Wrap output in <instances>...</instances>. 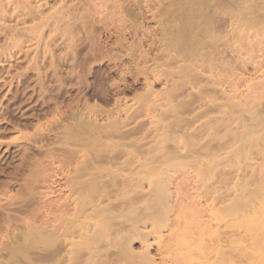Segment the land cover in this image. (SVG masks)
Wrapping results in <instances>:
<instances>
[{
  "label": "rangeland",
  "instance_id": "374dc122",
  "mask_svg": "<svg viewBox=\"0 0 264 264\" xmlns=\"http://www.w3.org/2000/svg\"><path fill=\"white\" fill-rule=\"evenodd\" d=\"M0 9V264H264V0Z\"/></svg>",
  "mask_w": 264,
  "mask_h": 264
},
{
  "label": "bare ground",
  "instance_id": "6f19581e",
  "mask_svg": "<svg viewBox=\"0 0 264 264\" xmlns=\"http://www.w3.org/2000/svg\"><path fill=\"white\" fill-rule=\"evenodd\" d=\"M0 1H1V0H0ZM61 1H62V0H61ZM28 3H29V2H28ZM21 4H22V6L25 7V8L28 6L27 2H25V3L22 2ZM39 6L41 7V5H39ZM35 7H36V6H35ZM36 8H37V7H36ZM30 9H31V8H30ZM33 10H34V9H33ZM0 13H2V9H0ZM29 14L32 15L31 12H30ZM34 15H35V14H34ZM38 15H39V14H38ZM44 20H45V19H44ZM38 25H39V24H38ZM255 221H256V220H255ZM217 264H218V263H217Z\"/></svg>",
  "mask_w": 264,
  "mask_h": 264
}]
</instances>
